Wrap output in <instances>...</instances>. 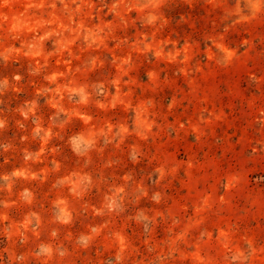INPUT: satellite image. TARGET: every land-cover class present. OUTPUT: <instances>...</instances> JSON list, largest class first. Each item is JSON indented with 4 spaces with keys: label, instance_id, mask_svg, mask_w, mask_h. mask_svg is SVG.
<instances>
[{
    "label": "rangeland",
    "instance_id": "1",
    "mask_svg": "<svg viewBox=\"0 0 264 264\" xmlns=\"http://www.w3.org/2000/svg\"><path fill=\"white\" fill-rule=\"evenodd\" d=\"M0 264H264V0H0Z\"/></svg>",
    "mask_w": 264,
    "mask_h": 264
},
{
    "label": "clouds",
    "instance_id": "2",
    "mask_svg": "<svg viewBox=\"0 0 264 264\" xmlns=\"http://www.w3.org/2000/svg\"><path fill=\"white\" fill-rule=\"evenodd\" d=\"M86 143L90 146L92 141L88 140V141H86ZM42 252L47 254V255H50L51 254V248H49V247L42 248Z\"/></svg>",
    "mask_w": 264,
    "mask_h": 264
}]
</instances>
